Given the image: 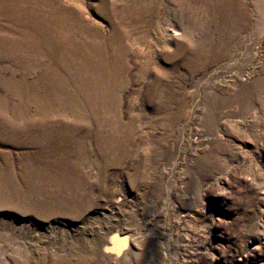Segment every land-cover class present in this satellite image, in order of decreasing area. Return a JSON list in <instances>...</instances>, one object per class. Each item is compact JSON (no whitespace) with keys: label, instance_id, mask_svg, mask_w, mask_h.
Listing matches in <instances>:
<instances>
[{"label":"rangeland","instance_id":"obj_1","mask_svg":"<svg viewBox=\"0 0 264 264\" xmlns=\"http://www.w3.org/2000/svg\"><path fill=\"white\" fill-rule=\"evenodd\" d=\"M130 1L29 0L60 13L61 42L96 46L115 25L122 73L92 122L43 118L1 80L39 95L40 74L59 88L70 69L56 85L0 59V264H264V0H142L154 8L138 20L123 14ZM21 30L0 22V38ZM200 40L220 56L191 59Z\"/></svg>","mask_w":264,"mask_h":264},{"label":"bare ground","instance_id":"obj_2","mask_svg":"<svg viewBox=\"0 0 264 264\" xmlns=\"http://www.w3.org/2000/svg\"><path fill=\"white\" fill-rule=\"evenodd\" d=\"M47 2L48 0H44L43 5ZM153 5L154 3L152 4L151 1L143 3L142 0H131L123 7V14L126 18L138 20V17L143 16L142 12L152 11ZM18 6L20 9L17 8ZM36 7L30 6L29 0H0V22L10 21L22 29L19 37L0 38V59L5 56L10 59L21 57L24 64L28 63L33 67L42 68L46 73L52 75L56 85L63 83L64 71L61 69L69 68L72 77L66 86L62 85L56 88L50 87L49 79L40 74L39 81L43 85V93L39 95L31 90L32 83L24 79L7 77L1 80V83L11 95H18L20 107L25 109L32 106L43 118L50 113L66 111L67 115L73 119H85L92 122V119L99 117L100 105L103 111H110L115 106L113 98L120 84L118 78L122 73V65L119 64L121 56H111L108 47L110 45L119 46V30L112 24L110 28L111 38L101 39L96 46L87 41L85 43L72 42L69 38L66 42H61L56 32L52 30V28L62 27L61 24L64 20L60 13L52 6L47 11H39ZM68 16L70 22L73 23L74 17ZM124 24L137 32L136 27L143 25V22L140 20L137 25L130 27L129 20L126 19ZM47 29L51 30L48 31ZM64 29L68 30L67 28ZM75 29L80 30V28ZM81 31L83 30L81 29ZM137 39H140L139 36ZM207 41L200 40L196 44V48L191 53V59L201 63L215 60L220 56V54L210 55ZM45 59H50L51 62L46 63ZM12 62L7 65L11 70L15 66H23L21 62L17 61L16 63L13 60ZM59 65L60 68H57ZM42 73L44 72L42 71ZM154 86L155 82L151 84L149 89L152 91ZM85 95L86 99L84 98ZM5 107L4 102L0 101V109ZM77 109H83L84 112L77 113ZM152 109L157 112L158 116H165L166 107L163 102L153 106ZM25 118L27 119V117ZM43 134L44 137L47 136L46 132ZM81 136L83 135H80V138ZM74 150H78L77 145H75ZM108 234L102 240V252L113 251L118 240L116 233L109 231Z\"/></svg>","mask_w":264,"mask_h":264}]
</instances>
